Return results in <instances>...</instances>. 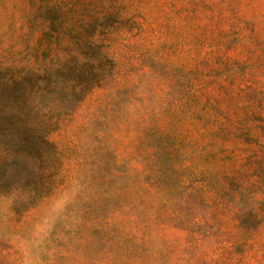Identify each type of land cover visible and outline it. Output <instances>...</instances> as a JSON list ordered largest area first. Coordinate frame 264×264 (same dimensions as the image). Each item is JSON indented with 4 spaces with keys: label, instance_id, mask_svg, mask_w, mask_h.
I'll list each match as a JSON object with an SVG mask.
<instances>
[{
    "label": "rangeland",
    "instance_id": "374dc122",
    "mask_svg": "<svg viewBox=\"0 0 264 264\" xmlns=\"http://www.w3.org/2000/svg\"><path fill=\"white\" fill-rule=\"evenodd\" d=\"M0 264H264V0H0Z\"/></svg>",
    "mask_w": 264,
    "mask_h": 264
}]
</instances>
